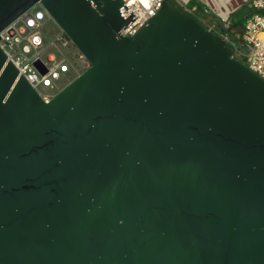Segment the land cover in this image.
<instances>
[{"label": "water", "instance_id": "water-1", "mask_svg": "<svg viewBox=\"0 0 264 264\" xmlns=\"http://www.w3.org/2000/svg\"><path fill=\"white\" fill-rule=\"evenodd\" d=\"M38 2L86 69L46 100L0 47V264H264V78L168 1L123 36V0H0V32Z\"/></svg>", "mask_w": 264, "mask_h": 264}, {"label": "built area", "instance_id": "built-area-1", "mask_svg": "<svg viewBox=\"0 0 264 264\" xmlns=\"http://www.w3.org/2000/svg\"><path fill=\"white\" fill-rule=\"evenodd\" d=\"M165 1L169 2V0H123L129 10L122 17L125 18L133 12L137 18L120 34L123 36L136 34L158 12ZM175 1L182 7V12L196 17L209 31L221 36L233 49L234 57L244 61L251 70L264 78V0H197L202 8H199L197 3L189 6L191 0ZM244 6L251 14L241 30L233 34L219 33L217 24L221 23L228 27L231 14ZM227 8H230V12L227 17H223L219 11ZM47 17H50L49 14L38 2L0 32V47L7 55V59L13 62L20 75L24 76L46 100L65 86L62 84L63 81L69 82L68 75L73 71L67 64L64 50L75 47L63 31L56 34L53 42L47 45L42 32ZM77 56L85 63V58L79 51Z\"/></svg>", "mask_w": 264, "mask_h": 264}, {"label": "rangeland", "instance_id": "rangeland-1", "mask_svg": "<svg viewBox=\"0 0 264 264\" xmlns=\"http://www.w3.org/2000/svg\"><path fill=\"white\" fill-rule=\"evenodd\" d=\"M233 13L231 14V17ZM42 32L45 35L47 45H50V43L53 42L56 34H60L62 30L59 28V26L55 23V21L51 17H47L46 22L42 27ZM244 48L247 49L246 46ZM77 52L78 50L76 47H71L68 48L67 50H64V54L67 56V64L70 66V68L73 71L70 75H68L69 82L74 78H76L79 74L84 72L86 69V67L84 66V60H80L78 58ZM67 83H68L67 81L62 82L63 85H66Z\"/></svg>", "mask_w": 264, "mask_h": 264}, {"label": "trees", "instance_id": "trees-1", "mask_svg": "<svg viewBox=\"0 0 264 264\" xmlns=\"http://www.w3.org/2000/svg\"><path fill=\"white\" fill-rule=\"evenodd\" d=\"M169 3L175 7H177L180 11H182V7L175 1L169 0ZM198 4L199 8H202V5L197 2V0H191L189 2V6H193L194 4ZM251 12L244 6L238 9L236 12L233 13L232 17L229 20L228 27H224L221 23L217 24L218 32L223 33H234L241 30L242 26L244 25L247 18L250 16Z\"/></svg>", "mask_w": 264, "mask_h": 264}, {"label": "bare ground", "instance_id": "bare-ground-1", "mask_svg": "<svg viewBox=\"0 0 264 264\" xmlns=\"http://www.w3.org/2000/svg\"><path fill=\"white\" fill-rule=\"evenodd\" d=\"M229 12H230V8H227V10L219 11V13H220L223 17H227Z\"/></svg>", "mask_w": 264, "mask_h": 264}]
</instances>
